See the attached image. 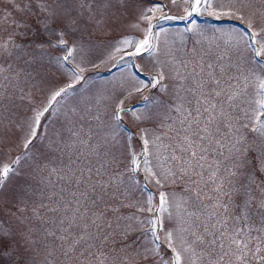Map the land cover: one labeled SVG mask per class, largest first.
<instances>
[{
	"label": "snow or ice",
	"instance_id": "6c2138e0",
	"mask_svg": "<svg viewBox=\"0 0 264 264\" xmlns=\"http://www.w3.org/2000/svg\"><path fill=\"white\" fill-rule=\"evenodd\" d=\"M169 4L183 15L144 0H0V24L12 28L0 38V151L17 134L22 147L0 161L2 206L15 209L0 220V258L19 264L14 258L26 252L25 264H264V0ZM121 12L134 15L131 27L141 35L104 43L100 63L147 53L154 74L114 85L111 95L78 92L87 50L70 43L65 29L86 18L102 30ZM205 13L243 28L217 43L190 19ZM177 19L189 21L190 49L183 36L169 42L165 29L155 30ZM32 21L33 35H54L48 47L63 56L48 55L44 43L34 50L17 42ZM77 55L62 86H50L36 67L47 60L66 69ZM149 87L164 96L126 106ZM128 114L136 136L120 126ZM146 123L153 126H139ZM141 171L144 188L135 183ZM14 178L22 183L8 199ZM148 183L158 195L132 202L129 193L147 192Z\"/></svg>",
	"mask_w": 264,
	"mask_h": 264
},
{
	"label": "rangeland",
	"instance_id": "374dc122",
	"mask_svg": "<svg viewBox=\"0 0 264 264\" xmlns=\"http://www.w3.org/2000/svg\"><path fill=\"white\" fill-rule=\"evenodd\" d=\"M51 2V0H49ZM151 4H163L166 6L165 11L168 15L180 16L183 15V11L180 8H172L169 4V0H144V5L151 6ZM73 16L76 15L75 12L72 13ZM87 17V13H85ZM99 18V17H97ZM194 20L196 24L204 29L205 35L208 38L214 39L217 43L224 44L225 41L229 39L227 33L230 29H242L243 25L237 20H231L228 18L216 19L209 16L207 13L203 15H194L190 18ZM135 22V17L129 13H123L119 15L116 20L106 19L103 29H99L97 25L89 21L86 18L80 19L76 25L73 27L75 31L65 29L67 32L66 39L71 43L72 41H77L82 44L87 50L86 60L83 66L85 67V72L83 73L85 81H81L76 85L77 91H87L89 88L92 89V93H101L104 95H111L113 91V86H119L121 83L125 87H130L135 83L133 77H138L139 79L148 81L150 75L154 74V65L151 57L147 53L141 54L139 57H125L120 63H116L115 60L108 61L103 64L100 60L104 59L106 56V48L103 46L106 42H114L121 36L134 35L139 37L141 34L131 27ZM189 21L184 20H172V21H162L160 24L156 25L155 30L165 29L167 31V39L171 42L176 39L179 42V37L183 36L184 42L187 48H191L195 41L192 33L184 32L185 27L188 25ZM33 30L29 32L27 36L17 37L18 43L31 44L35 50V43H44L45 51L48 55L53 57L63 56L64 52L62 49L56 47H48V42L51 41L55 43L56 37L54 35L47 34H37L33 35L37 31V26L35 21H32ZM146 25H142L144 27ZM12 32V28L9 27L7 23L0 24V38H7V36ZM165 35H161V46L163 47V41ZM205 46H207V41H205ZM163 59V57H161ZM264 59V58H262ZM80 62V56L77 55L72 63L66 65V69H58L54 64H49L47 60L44 61L42 65H36L37 69L48 77L51 85L62 86L63 84L69 82V75L67 69H74L75 63ZM93 64H97L98 67H92ZM115 64V66H113ZM142 95H151L153 98H160L164 96L159 89L146 88L142 94L134 95L126 101L127 105H137L139 106ZM166 98V96L164 97ZM40 97H38L37 102H39ZM108 112L111 108L107 109ZM120 126L122 129H127L131 132L133 136H136L138 132V125L132 120L130 114L124 115L120 121ZM140 127H152L151 123H146L139 125ZM18 135V134H17ZM17 135H12L8 139V147L12 148L11 153H8V147H4L3 151H0V161H7L10 158H14L22 151V147L16 145L19 144ZM136 150L139 151L138 139L133 141ZM135 183L139 188L145 187L144 173L138 172L134 174ZM22 180L19 178H14L8 185L9 195L8 199L11 198V193L16 190L17 185L21 184ZM171 191V189H169ZM151 192L158 195V189L151 183L147 184V192H141L139 190L130 192L132 202L141 200L142 197L146 198L147 193ZM5 197H0V220L8 222L10 216L8 215L9 209L15 210L11 204L7 207H3ZM135 212V208L124 209L123 214L129 215ZM147 216V213H144ZM29 253L21 252L14 259L19 261V264H25L28 259ZM0 264H13V258L4 256L0 258Z\"/></svg>",
	"mask_w": 264,
	"mask_h": 264
}]
</instances>
